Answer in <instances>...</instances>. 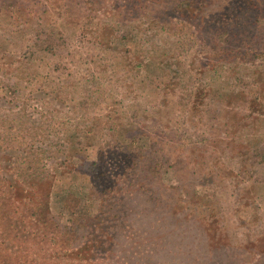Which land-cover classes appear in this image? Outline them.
<instances>
[{"label": "rangeland", "instance_id": "1", "mask_svg": "<svg viewBox=\"0 0 264 264\" xmlns=\"http://www.w3.org/2000/svg\"><path fill=\"white\" fill-rule=\"evenodd\" d=\"M0 264H264V0H0Z\"/></svg>", "mask_w": 264, "mask_h": 264}]
</instances>
